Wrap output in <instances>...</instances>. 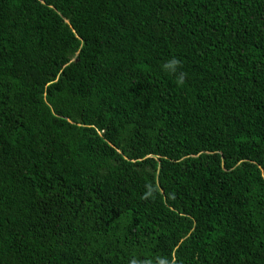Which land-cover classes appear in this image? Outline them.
<instances>
[{
    "label": "trees",
    "instance_id": "1",
    "mask_svg": "<svg viewBox=\"0 0 264 264\" xmlns=\"http://www.w3.org/2000/svg\"><path fill=\"white\" fill-rule=\"evenodd\" d=\"M0 264H264V0H0Z\"/></svg>",
    "mask_w": 264,
    "mask_h": 264
},
{
    "label": "clouds",
    "instance_id": "2",
    "mask_svg": "<svg viewBox=\"0 0 264 264\" xmlns=\"http://www.w3.org/2000/svg\"><path fill=\"white\" fill-rule=\"evenodd\" d=\"M162 70L174 75L178 84H183L184 73L180 71V60L177 57L173 56L165 61L162 65Z\"/></svg>",
    "mask_w": 264,
    "mask_h": 264
}]
</instances>
